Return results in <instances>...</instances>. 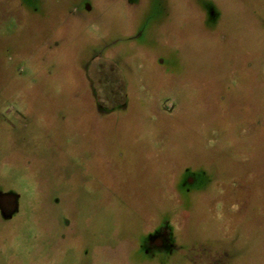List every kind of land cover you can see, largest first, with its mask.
<instances>
[{
  "label": "rangeland",
  "instance_id": "rangeland-1",
  "mask_svg": "<svg viewBox=\"0 0 264 264\" xmlns=\"http://www.w3.org/2000/svg\"><path fill=\"white\" fill-rule=\"evenodd\" d=\"M0 192V264H264V0H0Z\"/></svg>",
  "mask_w": 264,
  "mask_h": 264
},
{
  "label": "flooded vegetation",
  "instance_id": "flooded-vegetation-1",
  "mask_svg": "<svg viewBox=\"0 0 264 264\" xmlns=\"http://www.w3.org/2000/svg\"><path fill=\"white\" fill-rule=\"evenodd\" d=\"M57 202H59L57 200ZM18 209V201L17 197L13 194H3L0 192V220L2 221H10L13 218L14 213ZM70 224L66 225V227H69ZM63 229L61 230V235L64 234L63 231L65 232L67 228L62 227ZM65 235V234H64ZM62 235V236H64ZM167 234L165 232H160L157 235L153 236L151 238V245L156 246V247H163V243L161 241L162 237H166ZM65 237V236H64ZM3 259V256L0 255V261Z\"/></svg>",
  "mask_w": 264,
  "mask_h": 264
}]
</instances>
